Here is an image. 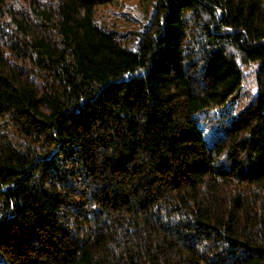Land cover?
Masks as SVG:
<instances>
[{
    "label": "trees",
    "instance_id": "16d2710c",
    "mask_svg": "<svg viewBox=\"0 0 264 264\" xmlns=\"http://www.w3.org/2000/svg\"><path fill=\"white\" fill-rule=\"evenodd\" d=\"M117 1L0 0V264H264V0Z\"/></svg>",
    "mask_w": 264,
    "mask_h": 264
},
{
    "label": "rangeland",
    "instance_id": "374dc122",
    "mask_svg": "<svg viewBox=\"0 0 264 264\" xmlns=\"http://www.w3.org/2000/svg\"><path fill=\"white\" fill-rule=\"evenodd\" d=\"M153 5L140 0H119L96 9L95 22L133 38L149 24ZM247 90V89H246Z\"/></svg>",
    "mask_w": 264,
    "mask_h": 264
}]
</instances>
